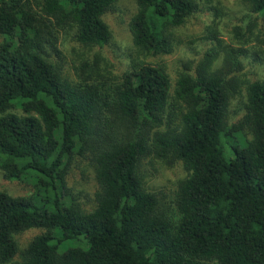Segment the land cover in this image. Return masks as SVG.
I'll use <instances>...</instances> for the list:
<instances>
[{
	"label": "trees",
	"instance_id": "16d2710c",
	"mask_svg": "<svg viewBox=\"0 0 264 264\" xmlns=\"http://www.w3.org/2000/svg\"><path fill=\"white\" fill-rule=\"evenodd\" d=\"M136 1L135 46L171 54L169 31L196 0ZM245 1L264 16V0ZM115 2L0 0V170L35 190L0 191V264L19 254L15 235L34 228L46 232L18 264H264V79L247 87L252 140L228 126L221 70L172 83L164 69L138 63L115 80L69 79L50 52L56 33L75 28L81 45L104 47L103 16ZM85 154L99 185L90 212L67 189L73 156ZM151 156L189 173L175 195L177 219L144 186L140 167ZM70 241L81 246L62 251Z\"/></svg>",
	"mask_w": 264,
	"mask_h": 264
},
{
	"label": "rangeland",
	"instance_id": "374dc122",
	"mask_svg": "<svg viewBox=\"0 0 264 264\" xmlns=\"http://www.w3.org/2000/svg\"><path fill=\"white\" fill-rule=\"evenodd\" d=\"M196 2V12L182 26L169 31L174 45L171 54H149L135 46L132 24L138 14L136 0H116L113 8L103 16L111 33L104 47L81 45L75 38L76 29L66 28L58 30L54 40L56 51L52 49L50 52L64 68V75L77 82L79 75H102L115 80L138 63L164 69L172 83L180 74L195 76L199 69L205 67L209 72L221 70L230 90L228 126L242 129L246 139L252 140L247 124V87L264 79V16L253 13L245 0ZM176 115L177 111L171 120L176 119ZM140 171L145 188L159 198L163 213L177 219L175 195L189 174L184 164L151 156L141 163ZM67 189L82 209L86 212L93 210L99 185L89 154L73 156ZM0 191L12 197H31L35 193L31 183L9 181L1 170ZM45 232L44 229L34 228L15 235L20 252L9 264L21 263V253ZM76 246L81 245L70 241L61 249L64 251Z\"/></svg>",
	"mask_w": 264,
	"mask_h": 264
}]
</instances>
